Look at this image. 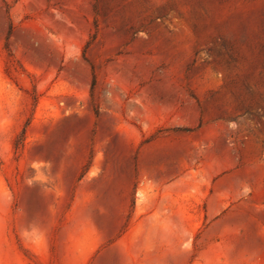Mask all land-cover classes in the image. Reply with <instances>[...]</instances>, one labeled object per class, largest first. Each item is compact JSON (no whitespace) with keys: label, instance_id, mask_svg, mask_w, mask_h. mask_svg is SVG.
I'll return each mask as SVG.
<instances>
[{"label":"rangeland","instance_id":"1","mask_svg":"<svg viewBox=\"0 0 264 264\" xmlns=\"http://www.w3.org/2000/svg\"><path fill=\"white\" fill-rule=\"evenodd\" d=\"M0 264H264V0H0Z\"/></svg>","mask_w":264,"mask_h":264},{"label":"bare ground","instance_id":"2","mask_svg":"<svg viewBox=\"0 0 264 264\" xmlns=\"http://www.w3.org/2000/svg\"><path fill=\"white\" fill-rule=\"evenodd\" d=\"M137 238V237H136ZM138 239V238H137ZM135 242V241H134ZM133 243V242H132ZM135 244V243H134Z\"/></svg>","mask_w":264,"mask_h":264}]
</instances>
